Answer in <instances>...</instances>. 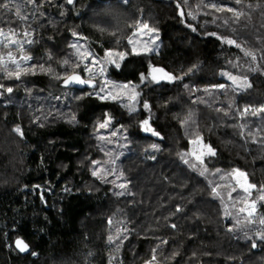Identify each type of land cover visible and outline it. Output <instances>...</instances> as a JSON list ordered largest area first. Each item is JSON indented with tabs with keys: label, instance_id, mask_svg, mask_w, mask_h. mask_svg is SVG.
Segmentation results:
<instances>
[{
	"label": "trees",
	"instance_id": "16d2710c",
	"mask_svg": "<svg viewBox=\"0 0 264 264\" xmlns=\"http://www.w3.org/2000/svg\"><path fill=\"white\" fill-rule=\"evenodd\" d=\"M3 2L14 6L20 0ZM215 2L241 7L234 0ZM199 3L24 4L21 11L31 18L28 30L34 40L26 45L30 63L52 71L38 70L20 81L0 79L13 86L11 95H0V264H149L153 254V264H264V241L256 240L253 248L245 235L255 239L253 229H264L258 223L264 218V200L259 199L264 194V112L259 111L264 108V60L259 59L264 54V0H242V5L252 7H244L246 15L239 21L229 19L231 13L206 15L202 7L196 8ZM0 16L5 32L9 23H19L2 10ZM142 24L158 30L150 53L143 52L134 35ZM211 32L237 39L243 49L257 53V61L208 35ZM129 39L136 41L141 54L132 51ZM73 43L100 60H107L109 51L127 53L123 60L113 56L120 67L107 63L105 77L135 88L139 95L134 111L124 107L130 103L127 97L104 101L87 95L94 91L91 88L64 87L57 76L72 71L63 61L75 59ZM8 50L0 48V54ZM12 51L19 58L20 53ZM152 67L178 79L149 82ZM75 72L82 78L88 75L82 66ZM224 72L247 77L251 86L241 83L237 89ZM142 73L148 79L141 81ZM94 82L102 83L99 76ZM220 84L226 87H215ZM145 102L149 109L142 107ZM106 114L112 123L108 130H98L96 122ZM72 115L76 120L70 122ZM145 119L159 136L143 131ZM113 129L116 136L111 135ZM99 135L112 143L101 141ZM196 135L216 151L215 157L205 158L208 172L203 176L201 167L193 170L183 162H195L190 140ZM152 144L160 150H152ZM120 153L114 165L105 167L123 173L116 183L127 182L126 189L107 182L115 179L111 175L107 181L92 175L93 161L103 164ZM217 168L223 173L239 169L256 186L249 202L256 204L257 223L236 225L234 217L244 214L234 210L232 217L224 215V205L231 210L232 202L223 185L236 186L234 198L247 194L234 179L219 180L212 174ZM217 184L222 185L218 191L223 201L212 192ZM121 191L131 195H118ZM17 238L31 247L28 255L14 248Z\"/></svg>",
	"mask_w": 264,
	"mask_h": 264
},
{
	"label": "snow or ice",
	"instance_id": "6c2138e0",
	"mask_svg": "<svg viewBox=\"0 0 264 264\" xmlns=\"http://www.w3.org/2000/svg\"><path fill=\"white\" fill-rule=\"evenodd\" d=\"M126 3L127 0H124ZM184 4H187L188 0H183ZM25 3L34 4L35 0H20V3L16 5H11L10 3H5L3 0H0V10L3 11V13L8 14L10 13L13 17L17 18L19 23L16 27H12L9 23L8 30L5 32L3 27V17L0 16V48H6L9 49L6 53V55L0 54V71H2L3 75L0 76V79H8V80H15L20 81L22 76L27 75H36L37 71L41 72H51V68H44L43 65H35L30 63L32 61V57L27 54L26 45H31L34 43V40L32 37V32L28 29L31 28V18L29 17V14L27 11H24L22 14V8ZM68 3H73V0H68ZM234 5H241L240 8H237L235 6H228L227 4H220L218 2H215V0H208L207 3H204L203 0H200V3L196 5L197 9H200L201 7L204 10V14L209 15L211 13H231V17L229 19H232L234 21H239L241 16H245L246 13L243 10L244 7L251 8L252 5H242V0H234ZM178 8H180V5H177ZM35 11V9H33ZM182 17L186 14L184 9L180 10L179 13ZM199 14V12H197ZM188 16H191L193 20H195L197 17L193 14L192 11L187 12ZM227 23V21H225ZM191 27V25H189ZM140 31L144 32V35H147L150 37V39L144 44L143 46V52L144 53H150L153 51V49L149 46L150 44H155L156 39H158V35H154L158 32L156 28H149L147 24H142L139 26ZM146 30V31H144ZM193 31H196V28H192ZM73 35H76L75 33ZM134 35H139V31L137 33H134ZM208 35L215 36L216 39L221 40L223 43L234 46L235 48L241 49L244 52V55L250 59V61L255 62L258 59V55L256 52L252 50H245L242 48L241 43L237 41V39L233 38H226L217 35L214 32L208 33ZM129 44L133 45L132 51L139 55L141 54L136 49V41L129 39ZM72 49H74V57L75 59L70 61L68 59H65L63 61L64 65L69 66L72 71L66 73L63 76H57V79H62L64 87H69L71 85H79V86H87L88 88L93 89V92L87 93V95H95L100 100H111V101H117V100H124L125 97H127V101L130 103H125L124 107L129 108L130 110L134 111V103L136 101L137 96L139 95L138 92H136L135 88L132 87L130 84H118L116 82L110 81L105 77V65L107 63L114 64L115 67L118 69L120 67V64L117 62L116 59H113V56L118 57L119 60H123L127 53L121 51L113 53L111 51L107 52V60H100L99 57H96L95 53L91 52L90 50L83 47V45L73 43L70 45ZM15 49L20 53L19 58L13 54L12 49ZM260 60H264V54L259 56ZM11 65L12 67H9ZM83 67L84 72L88 73V75L84 78L81 77V75L76 74L75 69ZM94 68H97L98 71H93ZM191 71V69H189ZM222 75L226 76L228 80L232 82L233 85H236L237 89L240 88L241 83L243 85H246L250 87L251 85L248 83L247 77H238L236 75H232L229 72H224ZM100 77L102 83L99 85L97 83H94V81L97 79V77ZM149 82L155 81L156 83H159L161 80H167L169 82L174 81L178 79V77L171 75L167 73L163 68H157L152 67L151 72L149 74ZM141 81H144L145 79H148L145 77V75L141 74ZM218 89H224L226 86L224 84H220L215 86ZM13 93V86H8L3 83H0V95H11ZM82 97H77V99H80ZM56 99H60V97H56ZM142 107L144 109H149L148 103H143ZM244 112H248V109L245 108L243 110ZM259 111L264 112V108L259 109ZM255 115V111L252 113ZM76 117L74 115L69 117V121H75ZM41 126H43V121L40 122ZM97 129L98 130H108L109 126L112 123V117L110 115H105L104 119L102 121H97ZM143 131L145 132H151L153 136H159V133L155 132L150 126L149 120L145 119L142 122ZM16 132L20 135H23L20 128L16 129ZM112 136H116L117 132L115 129L111 131ZM98 139L101 141H104L106 143H112L110 139H108L105 135H99ZM190 144L194 146V150L190 153V155L194 158V163H189L188 159H184L183 162L189 167H191L193 170H195L198 166L202 168L200 171V175H205L206 172H208V168L206 166V160L205 157L211 158L216 156V151L211 147V145L204 144L203 138L199 135H196L193 139L190 140ZM151 149L154 151H159V145L152 144ZM109 157L112 156V153H106ZM123 153L118 154L115 158H112L108 161H105L103 164L100 161H93V171L92 175L107 181V177L109 175L115 177L112 181H107L109 183L115 184V186L119 189H126L127 188V182L122 183H116V180H119L123 173H118L117 169L115 167L106 168V164H115L116 159H119V156H122ZM154 159V157H151ZM214 175L218 176L219 180H227L228 178H232L236 181V185L239 186L240 190L247 194L244 196H238L233 197L232 193L237 191L236 186L225 184L224 187L229 188L228 192V200L232 202L231 204V210L228 204L224 205V215L226 217H232L233 210L237 214H244L243 216L237 215L234 217L236 225H248V224H255L257 223V218L255 216L256 213V204L255 202H249V197L251 196V191L256 186L254 184L248 183V179L246 174L243 171H240L239 169H233L229 173H223L221 169H214L213 173ZM222 185L217 184L213 186L212 192L215 193L216 197L221 199V201L224 200V197L221 196L218 189ZM118 195H131L130 192L121 191L117 193ZM43 198V196L41 197ZM260 200H264V194L259 196ZM179 211V209H177ZM258 223L260 225H264V218H261L258 220ZM172 227L174 228L175 225L173 224ZM232 229L229 228V231ZM253 233L255 236V239H253L252 236H248L247 233L245 235L249 240H252L251 247L255 248L257 246L256 240L264 241V229L255 228L253 229ZM109 240H112V237H109ZM166 243V241H164ZM14 245L16 249H18L20 252H28L29 251V245L28 243L22 239L17 238L14 241ZM156 261V255L153 254L151 261H149V264H153V262Z\"/></svg>",
	"mask_w": 264,
	"mask_h": 264
},
{
	"label": "rangeland",
	"instance_id": "374dc122",
	"mask_svg": "<svg viewBox=\"0 0 264 264\" xmlns=\"http://www.w3.org/2000/svg\"><path fill=\"white\" fill-rule=\"evenodd\" d=\"M138 31H139V35H137V39H138V41L140 42V46L143 48L144 44L150 39V37L147 36V35H144V32H143V31H140V30H137L136 33H137ZM144 31H146V30H144ZM154 35H155V34H154ZM156 41H157V39H156ZM156 41H155V42H156ZM149 46L152 47L151 44H150ZM203 142H204V140H203ZM204 144H207V143L204 142ZM207 145H209V144H207ZM193 150H194V146L190 144V152H192ZM205 158H206V157H205Z\"/></svg>",
	"mask_w": 264,
	"mask_h": 264
},
{
	"label": "water",
	"instance_id": "95a60500",
	"mask_svg": "<svg viewBox=\"0 0 264 264\" xmlns=\"http://www.w3.org/2000/svg\"><path fill=\"white\" fill-rule=\"evenodd\" d=\"M72 4V3H71ZM199 69V67H196L195 71H197ZM161 81H167V80H161ZM95 83V82H94ZM71 87H75V88H83V87H87V86H79V85H71ZM29 245V244H28ZM14 248L16 249L15 245L13 244ZM16 251L20 254V255H28L31 252V247L29 246V251L28 252H20L18 249H16Z\"/></svg>",
	"mask_w": 264,
	"mask_h": 264
}]
</instances>
